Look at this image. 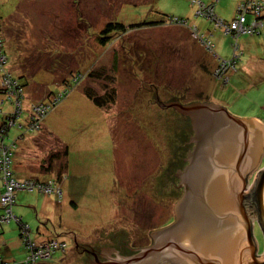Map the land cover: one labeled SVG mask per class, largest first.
Returning a JSON list of instances; mask_svg holds the SVG:
<instances>
[{"label": "rangeland", "instance_id": "obj_1", "mask_svg": "<svg viewBox=\"0 0 264 264\" xmlns=\"http://www.w3.org/2000/svg\"><path fill=\"white\" fill-rule=\"evenodd\" d=\"M242 1L0 0V113L12 120L7 143L15 144L13 169L21 174L26 168L32 177L28 179L52 177L46 179L48 183L57 184L52 186L53 195L16 191L14 215L31 228L36 242L57 239L69 248L45 263L88 264L82 252L95 245L115 251L127 244L148 248L151 232L175 217L180 184L175 174L188 164L184 159L194 147L190 139L195 130L190 116L169 106L162 109L157 95L163 104L213 102L232 116L259 117L264 123V35L237 38L196 14L201 4L211 5L218 19L230 22ZM174 19L183 25L173 23ZM111 21L128 27L145 21L165 23L129 29L103 48L97 38ZM197 26L199 35L193 29ZM208 30L209 40L202 38L208 51H214L213 41L219 58L230 61L237 54L236 65L219 77L214 72L221 61L211 72L217 59L200 45ZM198 57L210 71L198 68ZM115 66L118 103L108 109L96 107L85 91L100 92L107 81H87L43 120L39 109L50 104L54 94L65 92V81L70 83L80 71L108 74ZM200 77L205 89L197 92ZM19 82L20 110L15 93L20 91L13 90ZM23 83L28 86L23 88ZM33 114L39 120L32 121ZM5 126L0 123L1 129ZM66 147L68 167L62 171V181L68 179L60 183L57 177L62 176L66 160L55 156ZM261 162L248 178L249 189L264 168V155ZM253 229L264 248L262 228L255 224ZM20 230L23 235L24 228ZM19 233L13 219L0 238L11 261L26 257ZM111 257L117 258L113 253Z\"/></svg>", "mask_w": 264, "mask_h": 264}, {"label": "water", "instance_id": "obj_2", "mask_svg": "<svg viewBox=\"0 0 264 264\" xmlns=\"http://www.w3.org/2000/svg\"><path fill=\"white\" fill-rule=\"evenodd\" d=\"M156 98L162 109L169 106L192 119L194 147L184 159L188 165L175 174L184 192L174 206V222L151 232L150 247L128 257L101 247L116 254L107 264H264L253 229L256 222L264 234V168L252 189L248 182L262 163L263 124L232 116L213 102L163 104Z\"/></svg>", "mask_w": 264, "mask_h": 264}, {"label": "trees", "instance_id": "obj_3", "mask_svg": "<svg viewBox=\"0 0 264 264\" xmlns=\"http://www.w3.org/2000/svg\"><path fill=\"white\" fill-rule=\"evenodd\" d=\"M251 1L252 0H244L241 3H249ZM259 1L261 3L264 2V0H259ZM241 3H240V5H241ZM263 5H264V3H263ZM209 6L212 8L211 5H209ZM263 10H264V8H262V11ZM236 13H237V10H236ZM236 13H235V15H236ZM196 14L198 15V12ZM263 14H264V11H263ZM202 17H204V16H202ZM250 18L253 20L254 16L253 15L248 16V22H249V19ZM176 22H178L180 25H183V24H181L182 22L180 20L174 19L173 20V23H176ZM164 23H165L164 21L163 22H161V21L160 22H152V23H149V22L145 21V22H140L138 24H131L128 27L124 23L114 22V21L112 22L111 21V22H108L107 25L99 32V35H98V38H97V44H99L103 48H106V47H108V45H111V42H112V40H114L115 35H123L129 29H136V28L141 29V27H146V28L148 27L149 28V27H152V26H163ZM183 23H185V22H183ZM3 43H4V41H3ZM0 45H2V46H0V48H2L3 47L2 41H0ZM2 55L4 57H6L5 50L2 52ZM114 64H116V61L114 62ZM113 70H110L108 72V74L107 73H104V72L101 73L100 71H97V73H95V72L93 73L92 71H86V72L80 71L79 73H76L75 76L72 77V80H71L70 83H66V81H65V83H64V85H65L64 91L65 92L60 93L58 95L57 94L56 95L54 94L55 97H54L53 100H50L51 103L50 104L49 103L44 104V106L51 107V108L46 113H44L43 120H45L46 117L49 116L50 113L53 112L54 109H56L58 106H60L66 98H68L71 94H73L77 87H79L80 85H82L84 83L86 84L87 81L88 82H92L93 84H96L98 82H101V80H104L105 82L107 81V84L104 85L103 88H101L102 91H100V92L99 91L97 92L94 88H87L86 89L87 91H85L86 98H88L90 101H92L96 105V107L101 108V109H108V108H110V106H113L116 103H118V101H119L118 100L119 99V93H118V89L115 87L116 78L114 77L115 72H118L117 66H115V68ZM213 72H214V70H213ZM19 81L20 82H24V81H21V80H19ZM20 82H19L18 86L20 85V87L22 88V85H21ZM23 86H24L23 88L27 87L28 86V83H23ZM21 99H23V95H20L18 100L20 101ZM1 119H2V121H1L2 124H5V123L9 124L7 122V118H5L4 116H2ZM20 124H21V122H20ZM17 125H19V124L17 123ZM10 132H11V128L7 127L5 129V132H2L1 131V127H0V133H4V135L7 136V138L4 140V136H2L0 134V142H3V140H4V142H5V144L7 146L12 144V142L7 143L8 140L10 139L9 138L10 137ZM68 152H69V149H68V147H66L63 154H60V155L57 154L55 156V158L61 159V155H62L65 158V160H66L65 163H64V165H63V168L61 169V172H60L62 174V176L57 177V180L60 181V183H62L63 181L65 183V181H67V179H68V177L66 176L63 179V181H62V178L64 177L62 171H63V169L65 170L68 167V163H67V155H68ZM45 168H46V170L48 169L47 171H48V174H49V171H51L50 168L49 167L48 168L45 167ZM1 171H2V169L0 168V188H2V190H1V197H2V195H4V193L7 190V187H5V183H3V180H4L3 178L5 177V175ZM9 172H10L11 179H13L15 182L20 183L22 185H23V183H28V182L36 183V185H40V187L41 186L42 187H46V185L47 186L48 185H51V183L49 184L47 180L46 181H43V180H41L38 177L37 178L34 177L33 179H28V178L20 179L17 176L16 171H14V169H13V160H12V157H11V165L9 167ZM64 183H63V185H64ZM56 185L57 184H53L51 186H54L55 187ZM63 185H61L60 190H59V193H61V195L63 193L62 192ZM24 191L27 192V190H24ZM24 191H22V192H24ZM176 192L178 193L177 195L180 198L181 197V194H182V190L180 191L178 189V191H176ZM41 193H43V192H41ZM15 196H16V194H15ZM1 197H0V210L2 211V214L0 215V218L5 213V210L2 208V205H1ZM62 197H64V196H62ZM15 200H16V198L14 197L13 204H15ZM61 200H63V198H61ZM13 207H14V205L12 206V210H13ZM17 218L20 220L19 222H17L18 223V227H19V232H20L19 233V238L23 242L24 250H26V257L23 258L20 261H11V260H8L7 257H5V255L2 254V252L0 251V258L3 261L13 262V263L14 262L15 263L16 262H25V260L27 259V257L30 255V251H31V250H29V246L31 245L30 243L43 244V245H49L50 244L51 245V249H52L51 255L49 256V258L42 259L40 261L41 264H47L45 262H48L50 259H52L53 256L56 255L58 252H60V251L66 252L69 249L68 248V244L65 241H61V240L59 241L57 239H48V241H40V242L37 241L36 242L34 240V238H32L31 228L26 223H24V221H23L22 218H19L18 216H17ZM171 222H169V223L171 224ZM168 224H166L165 227ZM21 226H24V227L26 226V227L29 228L28 229V231H29L28 232V235L27 234L26 235H22L21 234V230H20V229H22ZM1 234H3V231H2ZM77 241H78V236H76L75 237V240H74L75 246L78 245V242ZM127 245L129 247H131L133 250L136 251V248H134L133 245H129V244H127ZM4 246H7V245H4ZM135 251H130L131 252L130 254L133 255L135 253Z\"/></svg>", "mask_w": 264, "mask_h": 264}, {"label": "built area", "instance_id": "obj_4", "mask_svg": "<svg viewBox=\"0 0 264 264\" xmlns=\"http://www.w3.org/2000/svg\"><path fill=\"white\" fill-rule=\"evenodd\" d=\"M264 3V2H263ZM263 3H261L259 0H252L249 3H241V5L238 7L237 9V13H236V17L231 20L230 22H225L223 19H218V17H216L213 13V8L211 7H207L205 8L204 5L201 4V9L198 11V15L204 16L206 18H210L216 25V27H220V28H224L226 34L232 35L234 37H241L242 35H249V36H253V35H259V34H263L264 35V15H263V11L262 8H264ZM207 9V10H206ZM263 17H261L262 15ZM253 15L254 18L253 20L250 22H248V16ZM196 37V36H195ZM202 38V37H201ZM200 38V40L202 42H205L204 40H202ZM237 54H235L232 58V60L230 61H225V60H221L220 62V66L218 67V69L214 72L216 77H219L221 72H225L229 66H235L237 63ZM220 61V60H219ZM17 89L20 91H22V88L20 87H13V90ZM20 91V94L17 95L16 93V98H17V104H19V110L21 109V100L19 101V96L23 95V93ZM51 107H46L43 106L42 110L39 109V112L41 114L46 113ZM38 113V112H36ZM20 114V112H19ZM3 115L0 113V123L2 124V117ZM42 116V118H43ZM32 121L38 119L39 117L36 116L35 114H33V118L31 117ZM30 119V120H31ZM12 120H10L7 118V123H5L4 125H6L5 127L7 128V126L10 125ZM31 121V123H32ZM5 128V129H6ZM5 129H1L2 132H5ZM14 143V142H13ZM12 143V144H13ZM15 144L11 147H9V145L7 146L5 144V142H0V168L2 169L1 172L4 173L5 177L3 178V183H5V187H7L6 192L4 193V195H2L1 197V205L2 208L5 210V213L2 215V217L0 218V234L3 231V227L6 224H9L12 222L13 219H16L17 222H19L20 220L17 218V216L14 215L13 210H12V204H13V200L15 197V192L16 191H40L43 193H47V194H52L53 193V187L52 186H46V187H40V185H36V183L33 182H28V183H17L15 182L13 179H11L10 177V172H9V167L11 165V157L13 155V152L15 151ZM21 228H24L23 231V235H28V227H24L21 226ZM26 237V236H25ZM31 245L29 246V250L30 251V255L27 257V259L25 260V262H7V261H3L0 258V264H41L40 261L42 259H46L49 258V256L52 253V249H51V245H43V244H35V243H30ZM64 248V247H63Z\"/></svg>", "mask_w": 264, "mask_h": 264}, {"label": "crops", "instance_id": "obj_5", "mask_svg": "<svg viewBox=\"0 0 264 264\" xmlns=\"http://www.w3.org/2000/svg\"><path fill=\"white\" fill-rule=\"evenodd\" d=\"M225 22H227V21H225ZM193 29H196V30H198V35H199V31H201V29L197 26V28H194L193 27ZM211 31L210 30H208L207 32H204L201 36H203L202 38L203 39H207V40H209V37L211 36ZM244 36H248V35H244ZM250 37H252V36H250ZM201 38V39H202ZM201 47H202V51H203V49H205L206 51H208V49H206V47L202 44V41H201ZM211 45H213V52H211L210 50L208 51V52H210L213 56H214V58L215 59H217L216 60V63H214V65H213V67L211 68V72H213V70H214V68L215 67H217V65L219 64V61L218 60H225V59H223V58H219L218 56V54H217V51L215 50V44H214V42L213 41H211ZM205 52V51H204ZM202 54V53H201ZM201 59H202V57H201ZM200 57H198V68L199 69H201V70H205V71H210L209 70V68H208V65L206 64V62H204L203 60H200ZM197 62V61H196ZM239 64V63H238ZM238 66V65H237ZM261 68H256V70H260ZM263 69L264 68H262L261 70L263 71ZM233 72V71H232ZM232 75V74H231ZM229 79H230V76H229ZM197 81V80H196ZM200 83V84H199ZM203 80H202V78L200 77V79H199V82L198 83H196V84H199V86H201V87H199L198 86V88L199 89H197L196 91L197 92H199L200 90H204L205 88H204V85H203ZM260 118L259 117H256V120H259ZM263 120V119H262ZM260 121V120H259ZM262 124H264L262 121H260ZM264 126V125H263ZM16 171V170H15ZM23 173H18V171H16V173H17V176L20 178V179H23V178H32V177H30L29 176V172L30 171H28L26 168H23ZM31 173V172H30ZM39 178V177H38ZM50 178H52V177H50ZM50 178H46V179H50ZM41 180H42V178H40ZM46 179H43V181H46ZM1 190H2V188H0V197H1ZM52 196V195H51ZM13 213H14V207H13ZM15 214V213H14ZM10 224V223H9ZM6 226V225H5ZM5 226L3 227L4 228V230H3V234H1L0 235V238H2V235H4V232H5ZM4 245H6L4 242H2V239H0V251L2 252V254H4V255H6L7 253H6V251L5 250H3L4 248ZM262 250H263V248L261 249V247H260V254L262 253ZM6 253V254H5ZM8 260H9V258H7Z\"/></svg>", "mask_w": 264, "mask_h": 264}, {"label": "flooded vegetation", "instance_id": "obj_6", "mask_svg": "<svg viewBox=\"0 0 264 264\" xmlns=\"http://www.w3.org/2000/svg\"><path fill=\"white\" fill-rule=\"evenodd\" d=\"M194 145V144H193ZM193 148V147H192ZM189 156V155H188ZM188 159V158H187ZM186 164H187V161H186ZM188 165V164H187ZM186 165V166H187ZM180 181V180H179ZM178 186H179V182H178ZM178 186H176L180 191L182 190V194L181 196L183 195V192H184V189L183 188H179ZM179 198V197H178ZM181 199V197L179 198V200ZM178 200V201H179ZM177 201V202H178ZM174 218H172V222L173 223L174 221ZM257 225V223H255ZM171 225V224H169ZM167 225V226H169ZM166 226V227H167ZM119 247L117 248L118 250V254L119 255H122L123 257H128L130 256L131 252L130 251H135L133 250L131 247H129L128 245H118ZM76 247L78 248V245H76ZM80 248V247H79ZM85 251H83L82 253L85 252V255H86V258L88 259V264H107V262H109V258L111 257V253H112V250L110 249V251H107L106 249H103L101 247H98V246H92V247H85L84 248ZM114 250V249H113ZM115 254V253H113ZM113 258V257H112Z\"/></svg>", "mask_w": 264, "mask_h": 264}]
</instances>
